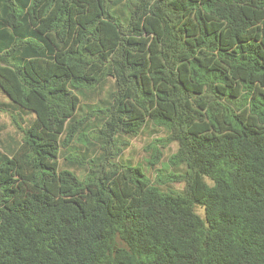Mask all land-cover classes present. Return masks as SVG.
<instances>
[{"label": "trees", "instance_id": "obj_1", "mask_svg": "<svg viewBox=\"0 0 264 264\" xmlns=\"http://www.w3.org/2000/svg\"><path fill=\"white\" fill-rule=\"evenodd\" d=\"M0 88L35 113L0 152V264H264V0H0ZM149 121L181 190L111 162Z\"/></svg>", "mask_w": 264, "mask_h": 264}, {"label": "rangeland", "instance_id": "obj_2", "mask_svg": "<svg viewBox=\"0 0 264 264\" xmlns=\"http://www.w3.org/2000/svg\"><path fill=\"white\" fill-rule=\"evenodd\" d=\"M79 95L83 98L82 104H84V109L79 111V115H84L90 111L87 105L92 104L95 98H85L80 92ZM94 113L92 111L90 116L94 117ZM33 118H35L34 112L32 114L25 110L23 112L0 88V152H5L17 146L23 136L20 126L26 129ZM95 133L97 131H92L90 141L98 145L97 154H100L102 152L99 147L101 139H98L94 135ZM168 136L169 131L165 126L149 121L139 134L123 138V141L128 142V145L123 150H113L114 157L111 162L120 164L125 168L138 166L143 170L144 175L160 188L167 190L171 187L181 190L184 188L185 182L170 179V176H173L174 173L178 174V170L170 163V158L176 152L177 145L174 142H169ZM85 149V144L82 142L74 144L71 141L62 146L59 158L62 167H68L81 179H83L85 169L81 168L79 164L71 165L67 157L71 158L76 151L80 153ZM198 211L202 213L203 209L198 208Z\"/></svg>", "mask_w": 264, "mask_h": 264}]
</instances>
